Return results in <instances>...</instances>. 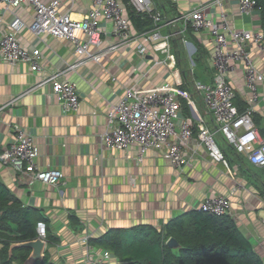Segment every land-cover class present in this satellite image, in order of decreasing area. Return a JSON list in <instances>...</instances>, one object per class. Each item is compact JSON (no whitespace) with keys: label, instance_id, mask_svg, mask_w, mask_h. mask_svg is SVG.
Wrapping results in <instances>:
<instances>
[{"label":"crops","instance_id":"obj_1","mask_svg":"<svg viewBox=\"0 0 264 264\" xmlns=\"http://www.w3.org/2000/svg\"><path fill=\"white\" fill-rule=\"evenodd\" d=\"M153 1L162 21L202 6L221 26L264 31V16L259 10L254 8L240 14L237 0H224L221 6L215 5L214 0ZM59 2V10L67 11L75 19L91 7V0ZM14 10L2 7L0 29H4ZM16 11L26 24L32 21L31 7L23 5ZM220 12L225 13V18L220 17ZM180 25L179 22L171 27L160 25L159 31L175 34ZM102 26L105 30L100 44L91 45L90 52H100L116 42L110 32L111 23L103 22ZM131 31L137 32L132 25ZM18 38L25 47H39L41 68L31 70L27 62L11 64L0 60V152L10 142L13 127L18 125L32 137L36 166L57 167L62 172V182L53 186L35 180L29 184L24 175L1 162L0 179L23 204L34 208V222L45 221L51 240L46 241L44 253L49 260L55 264H84L81 242L84 235L96 237L108 228H129L142 223L160 227L171 217L196 209L205 195L223 194L230 200L228 215L264 262V167L251 163L244 152L236 151L224 139L192 84L193 81L213 83L210 59L213 40L207 30L187 29L182 35L169 38L175 76L167 73L163 64L150 67V56L140 57L130 45L117 46L96 62L74 54L71 43L65 39H40L26 28L19 32ZM247 48L262 76L257 83L256 101L252 105L246 102L248 87L238 61L231 60L234 68L226 78L233 87V103L238 112L250 106L253 126L259 137L264 138V50L251 43ZM155 58L164 59V55L158 52ZM63 60L81 61L75 71L67 74L78 89L76 111H62L57 99L51 96L49 83L19 95L52 73ZM177 80L180 81L178 88L187 90L191 98V103L179 98L181 115L193 125L192 139L182 145L188 161L185 166H173L164 155V147L146 151L142 161L137 162L136 144L121 150L107 149L100 144L107 112L125 88L133 84L145 88L164 82L173 86ZM198 123L212 130L223 160L212 159L198 142ZM245 131L241 127L237 134L243 136ZM170 139L177 141L175 137ZM247 144L253 147L257 141H247ZM113 258L116 264H125Z\"/></svg>","mask_w":264,"mask_h":264},{"label":"built area","instance_id":"obj_2","mask_svg":"<svg viewBox=\"0 0 264 264\" xmlns=\"http://www.w3.org/2000/svg\"><path fill=\"white\" fill-rule=\"evenodd\" d=\"M134 9L148 13L153 26L143 32H132L127 13L121 0H91V7L79 19L71 17L67 11L59 10V0H0V25L2 7L15 9L11 19L4 29H0V60L11 64L27 62L31 70H40L41 51L39 47H25L19 43V32L26 28L33 36L56 37L69 41L73 53L99 62L102 55L114 50L117 46L130 45L140 57L150 56L151 66L163 64L169 74L176 73L173 67L174 59L170 51L172 35H182L187 29L194 31L207 30L212 37L210 53L211 64L214 69L213 83L193 81L195 90L201 95L205 110L211 113L218 130L224 139L234 146L236 151L244 152L248 160L260 167H264V138H260L256 127L253 126L250 113L252 109L239 113L233 103L234 90L228 82L227 73L233 69L231 60L240 63L245 74L248 87L246 102L252 105L257 99V83L262 76L255 68L248 51V43L264 50V31L251 29L228 28L209 17L204 8L198 7L162 21L161 13L154 10V4L149 0H128ZM224 0H214V4L221 6ZM27 5L31 7L33 19L26 24L17 8ZM256 8L255 0H237V10L240 14H247ZM225 18V13L220 12ZM111 23L110 32L116 42L100 52H90L91 45L100 44V36L104 33L103 22ZM180 23L179 30L162 34L160 25L170 26ZM164 55V59L155 58L156 53ZM81 61L67 62L54 69L32 87L25 89L19 95L27 93L44 83L51 85L53 95L62 111H76L79 94L76 83L67 77L69 71H75ZM113 79V78H112ZM166 82L149 87H139L135 84L124 89L116 103L111 104L107 112V125L100 136V144L107 149H126L131 144L137 145L135 159L142 161L146 151L164 147V155L169 162L182 168L187 164L182 145L186 144L193 135V125L181 115L180 97L191 103L187 90L178 88ZM11 100V99H10ZM243 127L245 135H238L237 131ZM196 139L207 150L212 159L223 160L222 152L216 146L212 130L202 123L197 125ZM175 137L177 141L170 138ZM247 141H257V145L250 147ZM36 155L35 144L26 129L15 125L8 145L0 152V162L12 167L16 172L24 175L30 184L35 180L57 185L62 182V172L57 167L38 168L34 163ZM230 200L227 195L208 194L198 203L197 209L214 215L228 214ZM36 234L42 238L46 235V224L42 219L36 220ZM84 235L81 242L84 246V264H116L113 254L107 249L96 250Z\"/></svg>","mask_w":264,"mask_h":264},{"label":"trees","instance_id":"obj_3","mask_svg":"<svg viewBox=\"0 0 264 264\" xmlns=\"http://www.w3.org/2000/svg\"><path fill=\"white\" fill-rule=\"evenodd\" d=\"M121 1L137 32L153 26L148 13L137 11L128 0ZM152 2L156 10V4ZM255 2L264 16V0ZM33 210L0 179V264H21L27 257L29 248L15 247L9 256L8 247L12 241L36 237ZM168 237L179 243L178 253L165 244ZM45 239L51 240L47 232ZM88 242L94 247L110 250L125 264H264L228 214L214 215L197 208L171 217L160 227L142 223L129 228H108L99 236L89 237ZM34 264L55 263L44 253L43 260Z\"/></svg>","mask_w":264,"mask_h":264},{"label":"water","instance_id":"obj_4","mask_svg":"<svg viewBox=\"0 0 264 264\" xmlns=\"http://www.w3.org/2000/svg\"><path fill=\"white\" fill-rule=\"evenodd\" d=\"M165 244L170 248L174 253H178L180 248L179 243L173 237H168L165 241ZM46 245V239L38 235L36 237L22 240V241H12L8 247V255L10 256L13 248L15 247H26L29 248V253L27 257L23 260L21 264H34L35 261H41L44 258V250Z\"/></svg>","mask_w":264,"mask_h":264},{"label":"rangeland","instance_id":"obj_5","mask_svg":"<svg viewBox=\"0 0 264 264\" xmlns=\"http://www.w3.org/2000/svg\"><path fill=\"white\" fill-rule=\"evenodd\" d=\"M160 56H162V55H160ZM163 57V56H162ZM194 59L196 60V55H194ZM199 63V62H198ZM197 76V75H196ZM34 213V210H33V212H32V214ZM33 217V216H32ZM34 218V217H33ZM49 237H50V235H48ZM49 240V239H48Z\"/></svg>","mask_w":264,"mask_h":264}]
</instances>
